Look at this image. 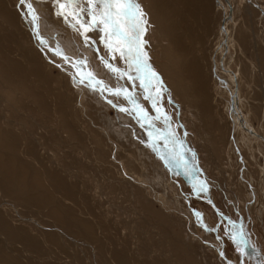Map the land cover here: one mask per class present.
I'll return each mask as SVG.
<instances>
[{
    "label": "bare ground",
    "instance_id": "obj_1",
    "mask_svg": "<svg viewBox=\"0 0 264 264\" xmlns=\"http://www.w3.org/2000/svg\"><path fill=\"white\" fill-rule=\"evenodd\" d=\"M210 1L137 0L155 24L158 41L171 47L164 54L167 62L161 64L162 72L172 91L185 105L197 108L206 121L207 128L201 123L194 126L202 135L205 129L214 133L219 125L209 115L210 81L202 69L200 73L199 56L185 45L188 36L180 24L186 11L208 27ZM11 2L0 0V264H92L88 262L91 257L97 264H215L208 257L204 262L197 246L173 233L174 217L155 209L150 186L139 184L133 175L135 158L129 142H120L116 150L107 149L106 138L85 123L87 108L95 111L93 105L75 103L63 89L51 92L55 80L43 59L45 45L28 44L30 38L20 29L25 23L31 32L33 26L25 19L24 4ZM47 6L43 31L53 23ZM254 16L256 11L247 6L249 25ZM38 24L40 33V18ZM8 30L18 42L12 56L13 51L4 44ZM205 34L209 32L203 31ZM263 107L257 104L255 111ZM224 133L214 140L217 147L224 146ZM44 136L52 139L53 148L43 140L41 143ZM210 141L212 144V139L203 142L209 151ZM121 154L128 157L123 159ZM219 156L218 152L213 159ZM85 198L88 206L82 205ZM95 205L100 209L93 214L90 211ZM31 214L45 218L42 226L18 218ZM73 242L76 250L87 246L88 252L79 256L72 250L69 256L65 250L69 251Z\"/></svg>",
    "mask_w": 264,
    "mask_h": 264
},
{
    "label": "rangeland",
    "instance_id": "obj_2",
    "mask_svg": "<svg viewBox=\"0 0 264 264\" xmlns=\"http://www.w3.org/2000/svg\"><path fill=\"white\" fill-rule=\"evenodd\" d=\"M11 1L14 2V0ZM28 2L33 8L36 6L35 12H38L36 14L41 23L40 36L45 37L46 39H43L47 41V45L42 49L43 59L51 66L49 75L55 80V82L52 80L53 83L50 84L55 89L52 88L51 92L55 94L57 90L63 89L70 93L75 103L81 101L87 106L93 105L92 109L95 111L90 112L87 108L85 123L91 130H98L106 138L107 149L109 146L110 149L116 150L120 142H129L135 158L133 175L139 184L146 183L150 186L155 209L161 208L174 217L175 221L171 226L173 233L197 246V252L203 261L208 257L215 264L227 263L219 254L221 248L219 240H221L224 255L232 264H264V107L260 111H255V105L258 104L260 107L264 105V0H211L209 11H212V15L209 14L208 27L199 18L193 19L186 11L181 18L180 28L184 29L183 32L188 36L185 45L190 51L193 48L194 54L199 56L200 61L197 65L201 67L200 73L202 69L204 74H201L210 81L212 112L209 115L214 116L216 118H213L214 121L216 120L219 125L214 133L203 129V135L194 126L201 123L202 127L207 128L208 126L204 125L206 121L199 115L197 108L194 110L185 105L180 96L172 91L162 72L161 64L167 62L165 55L171 47L167 48L169 44L162 40L158 41L154 31L155 24L148 13H145L148 21L147 31L143 37L147 41L145 50L148 53L149 63L163 82L165 90L161 103L171 117L172 127L176 129L178 137L183 141L182 151L191 175H186L185 169L179 163H166L160 158L161 154L166 155L167 150L162 141L157 142L155 147L152 146V140L148 136L150 128L147 126L142 128L134 115L120 112L117 107H113V104L128 107L125 99L110 95L106 90H91L86 86L87 81L85 84L74 83L73 75L77 70L71 67V63H65L62 56L55 54V50L59 47L70 62L86 61V65L81 69L82 72H92L96 79L103 81L112 89L123 85L131 90L127 78L118 79L102 62L101 57L109 59V62L117 67H124L118 57L116 60L108 57L103 44L100 43L101 34L98 31L89 32L87 35L90 39L86 44L63 17L56 15L53 0H28ZM45 5L52 12L53 23L46 31H43ZM249 5L256 11V16L251 21L252 26L248 24L245 17V8ZM24 7L26 14L25 4ZM18 11L20 13L19 8ZM205 30L207 34L209 32L208 35H202ZM9 31L6 32L7 41L4 44L10 52L13 51L12 56L18 42L13 38L14 33ZM20 31L26 35V38H30L29 45L34 42L40 44L25 23ZM239 38L244 42L241 43ZM56 78L59 80L56 81ZM136 92L139 102L150 115H155L150 103L143 99L138 82ZM85 96L88 97L85 98ZM108 100L113 101V104H109ZM41 120L46 121L42 118ZM156 124L157 127H165L162 120L156 121ZM223 133L226 136L225 143L224 146L218 145L219 149L221 148L219 150L216 144L214 145V140L220 138ZM50 139L44 136L41 143L45 141L53 148L54 142ZM208 139L213 141L212 144L211 141L207 143L213 154L203 145V142ZM52 148L43 153H49ZM218 152L221 158H215V161L213 158ZM121 156L123 159L128 157L126 155L124 158L122 154ZM196 179L208 182V193H202L199 197L193 195L191 186ZM86 201L89 205V199L85 198L83 206H88ZM99 209L95 205L90 212L95 214L99 212ZM194 211L202 213L203 224L213 229L218 228V231H206L197 221ZM18 218L24 219L32 226H42L45 219L38 214L19 215ZM229 220L242 225L248 234L247 243L243 245V256L237 252V245L225 235V229L230 228ZM119 233L122 235L121 231ZM72 244L68 248L69 251L65 250L69 256L76 250L73 247L74 242ZM76 244L79 245V243ZM79 250H81L80 253ZM79 250L75 251L79 256L88 252L87 246ZM91 259L92 257L89 263L97 264Z\"/></svg>",
    "mask_w": 264,
    "mask_h": 264
},
{
    "label": "snow or ice",
    "instance_id": "obj_3",
    "mask_svg": "<svg viewBox=\"0 0 264 264\" xmlns=\"http://www.w3.org/2000/svg\"><path fill=\"white\" fill-rule=\"evenodd\" d=\"M20 4H26L28 22L33 26V31L41 45H47L39 33V16L28 0H19ZM56 7V15L64 18L65 22L78 32L87 44L91 31H98L100 43L103 44L108 57L116 60L117 57L123 62L124 67H117L109 62V59L101 57L105 67L118 79L127 78L131 85V90L123 85L112 89L105 85L103 81L95 78L92 72H82L81 69L86 65V61L80 60L70 62L69 58L63 55L62 49L57 48L55 54L62 56L65 63H71V67L77 71L73 75L74 83L85 84L91 90H106L110 95L123 98L127 101L128 107L115 105L108 100L109 104L117 107L120 112L134 115L141 127L147 126L151 129L148 132L152 140V146L162 141L166 155L161 154L160 158L168 162H177L185 169L186 175H191V170L187 167L184 159L183 141L178 137L177 131L172 127L171 117L164 110L161 103L164 92V85L159 75L149 63L148 53L145 50L147 41L143 39L147 31L148 21L141 5L137 0H53ZM77 77L79 79L77 80ZM137 82L139 89L142 90L143 99L150 103L155 115H150L149 111L139 102L137 97ZM163 121L164 128L157 127L156 121ZM193 195L199 197L202 193L209 192V184L205 180L196 179L192 183ZM197 221L206 231H218L203 224L202 213L194 211ZM230 228L225 229V235L237 245V252L243 256L244 247L247 243L248 234L242 225L233 220L228 221ZM221 256L224 252L221 250ZM231 264V262H229Z\"/></svg>",
    "mask_w": 264,
    "mask_h": 264
},
{
    "label": "water",
    "instance_id": "obj_4",
    "mask_svg": "<svg viewBox=\"0 0 264 264\" xmlns=\"http://www.w3.org/2000/svg\"><path fill=\"white\" fill-rule=\"evenodd\" d=\"M181 167H182V166H181ZM183 168H184V167H183ZM208 199H209V197H208ZM209 201L211 202V200H209ZM211 204H212V206H214L212 202H211ZM214 209H215L216 212H218L217 209L215 208V206H214ZM219 238H220V237H219ZM220 243H221V248H220L219 250H220V252H221V250L223 251V245H222L223 243H222V241H221ZM218 252H219V251H218ZM220 252H219V254H220ZM221 257H222V259H224V260H229V259H227V258L225 257V255H224V256H221Z\"/></svg>",
    "mask_w": 264,
    "mask_h": 264
},
{
    "label": "flooded vegetation",
    "instance_id": "obj_5",
    "mask_svg": "<svg viewBox=\"0 0 264 264\" xmlns=\"http://www.w3.org/2000/svg\"><path fill=\"white\" fill-rule=\"evenodd\" d=\"M219 242H221V241H219Z\"/></svg>",
    "mask_w": 264,
    "mask_h": 264
}]
</instances>
